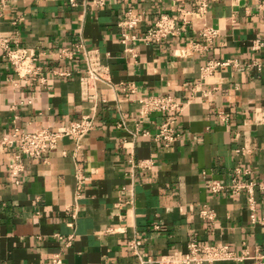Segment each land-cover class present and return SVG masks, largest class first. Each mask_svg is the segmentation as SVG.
<instances>
[{"label": "crops", "instance_id": "1", "mask_svg": "<svg viewBox=\"0 0 264 264\" xmlns=\"http://www.w3.org/2000/svg\"><path fill=\"white\" fill-rule=\"evenodd\" d=\"M73 1L7 0L0 12V37L37 58V74L21 80L0 55V136L13 128L62 132L94 115L80 149L60 138L45 157H23L16 177L7 172L15 151L0 147V264H51L53 256L61 264H156L183 257L191 242L224 245L238 257L264 249L262 192L253 188L251 205L245 191L233 197L205 188L233 177L264 181V125L257 123L264 112V0H212L201 18L183 0ZM177 9L192 14L176 34L157 44L121 42ZM128 10L139 16L131 31L120 25ZM206 28L217 36L202 48ZM256 39L263 45L253 50ZM189 44L200 52L187 54ZM75 45L97 54L107 83L81 84L82 51L58 57ZM228 60L236 66L202 75L207 62ZM251 62L263 66L248 70ZM165 95L183 106L169 146L152 138L165 117H141L137 103ZM235 169L247 174L235 176ZM78 172L84 184L77 195ZM134 238L141 240L137 255L129 249Z\"/></svg>", "mask_w": 264, "mask_h": 264}, {"label": "built area", "instance_id": "2", "mask_svg": "<svg viewBox=\"0 0 264 264\" xmlns=\"http://www.w3.org/2000/svg\"><path fill=\"white\" fill-rule=\"evenodd\" d=\"M196 5V14L199 18L203 17L206 13L209 3L212 0H183ZM7 0H0V12L5 8ZM72 6L75 5L73 0H70ZM100 3V2H98ZM192 14L191 11L185 9H177V12L172 15L163 14L157 19L153 27L149 28L144 35L136 37L125 33L122 35L121 42L125 43L127 40L140 41L146 44L160 43L170 35L178 32L177 26L187 25L188 17ZM139 23V16L133 14L128 10L124 14V18L120 25L127 31L133 30ZM217 33L211 28L203 29L200 32L202 48H206L216 38ZM263 43L260 39L253 42V50H258ZM199 44H189L185 49L187 54L200 52ZM82 51L84 56L85 76L81 84L87 87L89 84L107 83L108 82V69L101 64L97 54L94 51H88L82 48L81 45H75L70 48H61L58 51V57L63 60H71L77 52ZM0 55L1 58L8 62L14 73L21 80H26L30 76L37 74L36 61L37 58L33 51L14 47L11 48L10 39L0 37ZM230 65L236 66L234 61L214 62L210 61L202 67L201 73L203 76L211 75L216 69L221 67H228ZM263 65L259 62H251L246 64L248 70H259ZM59 76H64L65 73H57ZM139 105V114L141 117L149 116L153 113L163 115L164 121L159 125L153 134L154 141L161 142L165 146L175 143L178 135L174 130V123L177 114H179L183 106L181 103L174 100L169 95L165 96H147L137 101ZM93 110V109H92ZM223 121L227 119L222 117ZM94 115L93 113L83 115L76 121L69 122L64 131L52 132L47 129H38L33 132H25L19 128H13L9 134L0 136V147L11 148L15 151L11 162L7 166V172L11 177H16L23 171V164L21 162L23 157L37 160L45 157L50 151L57 147V142L60 138L68 137L74 144L76 149H80L81 142L85 139L88 133L93 129ZM257 123L264 125V112L261 114ZM150 164L140 162L138 168L147 169ZM247 174L246 171L235 169V176ZM84 184L83 175L78 172L76 175V189L77 195ZM257 187L262 192L261 204L264 209V181L258 183H244L240 182L233 177L228 185H223L218 181L206 182L205 188L214 195L227 190L233 197L239 196L243 191L249 194V200L252 205V192L253 188ZM72 217H75V209H72ZM201 217L211 220L213 214L210 211L200 212ZM264 224V220L261 221ZM70 238L67 240L66 245H69ZM141 240L134 238L129 243V249L132 254L137 255ZM248 260V264H264V249L257 251L252 257L246 252L242 253L239 257L229 250L224 245H199L196 242H191L187 246L186 254L179 258L176 256H165L158 258L156 264H214L229 261H243ZM149 261V260H147ZM51 264H61V260L57 256H53Z\"/></svg>", "mask_w": 264, "mask_h": 264}]
</instances>
